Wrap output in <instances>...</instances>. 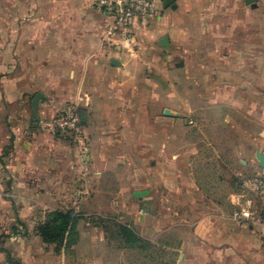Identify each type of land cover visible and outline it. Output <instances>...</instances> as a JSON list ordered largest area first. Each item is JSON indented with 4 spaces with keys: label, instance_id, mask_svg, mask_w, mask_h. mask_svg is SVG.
<instances>
[{
    "label": "crops",
    "instance_id": "obj_1",
    "mask_svg": "<svg viewBox=\"0 0 264 264\" xmlns=\"http://www.w3.org/2000/svg\"><path fill=\"white\" fill-rule=\"evenodd\" d=\"M95 1L18 0V18L9 14L4 21L0 264H11V237L29 229L43 248L35 222L11 233L12 222L25 221L27 211L11 210L12 203L41 211L103 195L90 190L102 186L107 171L119 175L112 202L132 203L123 215L132 228L159 235L171 224L186 226L174 249L176 264H264V225L233 217L240 193L232 183L264 172L258 164L264 154V0L254 7L244 0H174L164 7L157 0L155 14L133 22L130 48L107 38L110 21ZM163 36L168 48L159 45ZM36 93L41 98L34 107ZM192 96H198V147L187 146ZM70 105L82 114L79 142L37 128L38 120ZM217 124L234 128L223 151L210 131ZM196 156L222 172L210 191L199 176L196 181ZM136 191L147 193L138 198ZM63 252L32 264H70Z\"/></svg>",
    "mask_w": 264,
    "mask_h": 264
},
{
    "label": "rangeland",
    "instance_id": "obj_2",
    "mask_svg": "<svg viewBox=\"0 0 264 264\" xmlns=\"http://www.w3.org/2000/svg\"><path fill=\"white\" fill-rule=\"evenodd\" d=\"M17 4L18 0H0V44H2V37L6 31V28H4V21L9 19L10 15L14 20L18 18ZM13 5L16 6V9L13 8ZM8 9L11 10L9 11ZM180 64L181 60H177L176 65ZM236 98L239 99V97ZM190 99L191 104L197 109L194 108L190 113L193 123H188V131L191 133L193 140H188L187 146L193 144L198 147V96H192ZM46 114L49 113L45 111L44 116ZM51 115L55 114L53 113ZM49 117L51 116L47 115L45 118ZM234 117L240 122L238 126L241 128L243 126L242 116H238L236 113ZM39 122L40 120H38L37 128L41 131H46L40 128ZM80 126L83 129L81 121ZM210 131L215 137V142L219 150L223 151L233 135L234 128L229 124H217L213 125ZM57 136L68 141L70 140L64 136ZM70 142L76 141L70 140ZM184 144L185 143L182 142L181 146ZM211 161V159L207 158L198 160V156H196L193 168L196 181L198 182L199 176V180L206 186L205 188L208 191L212 190V184L215 185L220 183L219 178L222 173L220 169L215 170V167H212L210 164ZM115 174L116 173L110 171L104 172L100 180L102 186L90 190L91 192L102 191L104 193L103 195H91L88 196V198L82 199L77 198L74 204L55 205L54 208L50 206L43 207L41 211L35 209L34 205H18L12 203L11 210H20L21 207L27 209V214L24 213V215H26L24 218L25 221H22V223L25 224L28 230L32 222H35L36 225L38 218L40 216L44 217L47 211L72 209L74 213L79 216V220L76 224L75 234L71 237L70 246L67 249H63L65 258L70 264H76L77 259L100 258L106 259L110 263L117 261L122 264H176L177 252L174 249H177L178 242L182 243V240L186 238L187 230L185 225L171 224L165 232H160L159 235L153 234L147 227L144 229L133 228L135 233L147 244L136 243L129 245L119 237L117 225L128 224L125 217H123V215H125L124 209L131 207L132 203L124 202L123 204L116 201H114V203L112 202L114 199L112 195L117 190L114 184L119 176ZM79 190L83 191L84 189ZM88 193L90 192L83 191L82 195L87 197ZM109 195H111L110 199H108ZM65 206L69 208H65ZM154 206L156 210L159 209L158 207H161L160 204H155ZM34 217L37 219H33ZM13 223L15 225L11 228V233L17 234L14 229H18L19 232L22 231V228L24 229V226H21L18 221L12 222V225ZM162 227L163 226H160L161 229ZM149 237H151L155 243L148 241L147 238ZM11 241L9 251L11 264H32L34 259L45 260V262L50 263L51 261L57 260V255L62 251V248L56 251L54 245L43 242L41 246L43 248H40L39 244L34 242L32 234H30V229L28 232H25V235H13ZM162 243H167L168 249L165 251H160L158 249V245ZM35 247L39 252L31 250Z\"/></svg>",
    "mask_w": 264,
    "mask_h": 264
},
{
    "label": "built area",
    "instance_id": "obj_3",
    "mask_svg": "<svg viewBox=\"0 0 264 264\" xmlns=\"http://www.w3.org/2000/svg\"><path fill=\"white\" fill-rule=\"evenodd\" d=\"M95 8L109 19L106 26L107 38L117 40L118 45L130 48L134 40L131 31L133 22L145 20L156 13L157 0H96ZM39 126L46 131L80 141V126L77 109L70 105L62 112L40 120ZM240 202L233 210V217L252 225H264V172H256L249 177H237Z\"/></svg>",
    "mask_w": 264,
    "mask_h": 264
},
{
    "label": "trees",
    "instance_id": "obj_4",
    "mask_svg": "<svg viewBox=\"0 0 264 264\" xmlns=\"http://www.w3.org/2000/svg\"><path fill=\"white\" fill-rule=\"evenodd\" d=\"M81 116L82 114L79 112L78 117L80 121ZM237 180L238 178L234 177L232 183L236 189H239ZM78 220L79 216L72 209L47 211L43 219L36 223L34 232L43 243L54 245L56 251L60 250V248L67 249L71 244V237L75 234ZM18 222L21 226H24L21 221ZM117 226L119 237L127 244H147L135 233L130 225L118 224Z\"/></svg>",
    "mask_w": 264,
    "mask_h": 264
},
{
    "label": "water",
    "instance_id": "obj_5",
    "mask_svg": "<svg viewBox=\"0 0 264 264\" xmlns=\"http://www.w3.org/2000/svg\"><path fill=\"white\" fill-rule=\"evenodd\" d=\"M174 0H161L162 2V5L164 7H167L168 5H170ZM245 3L247 5H250L252 7L255 6L257 0H244ZM159 45L161 47H164V48H168V37L167 36H163L160 40H159ZM111 64L112 65H118V62L116 61H111ZM41 98V94L40 93H36L32 99V105L35 107L39 101V99ZM258 164L260 167H264V154H261L259 155V158H258ZM147 193V191H136L133 193V195L135 197H142L143 195H145Z\"/></svg>",
    "mask_w": 264,
    "mask_h": 264
}]
</instances>
